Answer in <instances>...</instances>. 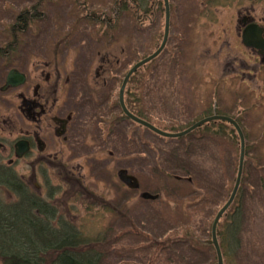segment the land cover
Returning a JSON list of instances; mask_svg holds the SVG:
<instances>
[{
  "label": "rangeland",
  "instance_id": "374dc122",
  "mask_svg": "<svg viewBox=\"0 0 264 264\" xmlns=\"http://www.w3.org/2000/svg\"><path fill=\"white\" fill-rule=\"evenodd\" d=\"M99 1L0 0V165L9 167L34 194L41 189L47 210L75 225L87 242L81 249L94 250L97 264H215L214 249L201 242L210 240L216 212L236 178L240 146L237 129L226 121L231 120L243 133L244 162L238 196L224 211L219 230L227 231V219L236 210L228 230L237 229L233 264H264V89H259L264 75L259 73L252 85L241 82L243 73L255 66L235 30L244 16L264 17V0H167L165 50L128 79L125 101L159 129L179 131L207 115L221 117L232 129L210 123L177 139L122 122L117 106L126 72L162 45L163 1L155 0L146 14L153 25L146 22L139 32L123 18L113 37L103 26L81 20L85 11L109 13L110 1ZM53 3H60L59 8ZM23 10L44 15L43 22L24 34L12 30ZM10 37L20 39L15 50L8 49ZM5 48L10 52L1 55ZM205 58L218 60L216 69H209ZM46 65L64 69V79L78 83L70 95H56L70 108L72 145L65 152L75 168L79 165L76 170L33 168V159L12 157L28 147L22 137L32 129L17 112V97L25 87L8 89L9 71L31 74ZM232 66L241 77L236 79L237 70L229 71ZM98 68L117 77L102 92L96 90ZM75 107L80 109L76 117ZM102 115L107 139L99 129ZM44 128L36 129L37 135ZM121 170L134 177L137 188L118 180ZM66 174L79 181V188ZM0 193L15 201L5 189Z\"/></svg>",
  "mask_w": 264,
  "mask_h": 264
},
{
  "label": "trees",
  "instance_id": "16d2710c",
  "mask_svg": "<svg viewBox=\"0 0 264 264\" xmlns=\"http://www.w3.org/2000/svg\"><path fill=\"white\" fill-rule=\"evenodd\" d=\"M138 2L143 3L144 7L147 3L148 6L154 3L132 0L134 4L132 6L138 5ZM130 9L132 8L128 2L121 3L120 10ZM159 9L162 11L160 5ZM36 16L23 11L21 16L18 15L12 30L15 32L17 29V32L24 33ZM0 188L15 197V201H6L0 193V264L98 263L99 257L93 252L94 250L81 249L87 243L82 239L81 233L62 219L57 220L55 214L47 210L45 201L18 179L9 167L2 165H0ZM235 212L232 210L227 219L230 226L232 223L234 225ZM230 226L227 231L222 228L223 233L217 230L216 234L222 257L223 254L225 255V264H233L230 257L238 248L237 229L232 228V231H228Z\"/></svg>",
  "mask_w": 264,
  "mask_h": 264
},
{
  "label": "flooded vegetation",
  "instance_id": "af4514ba",
  "mask_svg": "<svg viewBox=\"0 0 264 264\" xmlns=\"http://www.w3.org/2000/svg\"><path fill=\"white\" fill-rule=\"evenodd\" d=\"M243 18L244 19L242 20H238L241 22V24L235 28L237 36H240L241 34H244V32L248 31L250 37L256 38L253 32H251L249 29H246L247 26L253 24V22L249 20L251 18L248 17V15L246 17L244 16ZM105 21L107 22L108 20L105 19ZM260 22L263 23L264 27V20H260ZM243 24L246 25L243 26ZM260 40L262 42L260 43L261 48L256 46L255 48H247L246 50L249 52V56L253 65L255 66V69H247L246 72L243 73L242 76L245 79L241 78L242 83L248 82L252 85L257 81L259 73L264 75V29H262L260 33ZM258 60H260L259 65L257 64ZM49 68L50 66L48 65L47 68L44 69H33L31 74L24 73L26 82H29V84L25 92L20 93L17 97V100L21 102V104L25 103V108L22 107L20 111L25 113L26 119L29 121L28 125L32 129L31 131L27 132L28 134L26 136L22 137L23 142L26 143L29 148V151L25 157L34 160L31 162L33 168L37 165H41L45 168H53V165H56V162H59L60 164L57 166L62 171L67 169L76 170L79 165L75 168V166L71 164L73 157L68 156L65 152V149L72 145L73 130H71L72 117L70 118L69 115L70 108L68 107V109H66L65 105L60 103L61 99L60 101H57L56 95L58 92H60L61 95L64 93L70 95L72 93L71 91L75 89L78 83L75 81L76 78H73L72 81L69 79H64V69H58L57 66L52 67L51 69ZM97 71V74L95 73L98 79L95 80V84L97 86L96 90L98 89L100 92H102L107 87V82H116L115 79L117 77H114V75L110 74L106 69L104 71L103 69L98 68ZM229 71L232 73L236 71V79L241 77V73L237 66H232ZM58 84L64 85L61 88H58L57 91H54V87H57ZM259 89H264V87ZM254 106L257 107V104ZM73 111V116L76 117L79 115L80 109H76L75 107L73 108ZM40 127H45V130L43 129V135H37L36 133V129H40ZM99 129L101 130L102 134L104 133V137H106V130H108L107 125L102 124ZM40 149H43V151H40ZM50 149H53L54 151L52 152ZM46 151L49 152L48 160H51L52 164H48L41 158H39L40 160H36V158L40 156L41 153ZM61 154L64 156L63 159L67 160L65 164L61 158ZM67 175L68 174H66V177ZM66 179L69 180L72 178L67 177ZM75 186L79 188V183H75Z\"/></svg>",
  "mask_w": 264,
  "mask_h": 264
},
{
  "label": "bare ground",
  "instance_id": "6f19581e",
  "mask_svg": "<svg viewBox=\"0 0 264 264\" xmlns=\"http://www.w3.org/2000/svg\"><path fill=\"white\" fill-rule=\"evenodd\" d=\"M78 1V3L80 4L83 0H77ZM108 1V0H107ZM107 1H105V2H107ZM110 1V4L111 5H113V6H111V9L109 10V13L108 12H105V13H103V12H96V14H93V16L100 22V23H97V24H99V25H103L108 31H110V32H113V33H117V31H118V29H119V26H122L121 25V23H120V20L121 19H123V18H128L129 20H131L132 21V24L134 25V27L136 26V28H137V31H139V30H141V28H143V26L145 25V23L142 21V19H143V17H146V14H148V12H149V10L151 9V3H153L155 0H153V1H151L150 2V6H148V3H147V1L149 2L150 0H143L144 1V3H147V5L144 7V5H143V3H139L138 2V5H135L134 7L132 6V5H134L133 3H132V0H109ZM140 1V0H139ZM142 1V0H141ZM84 2H90V3H95V2H97V3H101V1H99V0H84ZM122 2H128V4L131 6V8L132 9H130V10H127V11H122V10H120V7H121V3ZM56 6V9L57 8H59L58 6L60 5V3H59V5L58 4H56V3H53V4H50V6ZM148 6V7H147ZM158 6V9H159V5H157ZM124 9H126V8H124ZM77 10V9H76ZM164 10V9H163ZM24 12H25V10H23ZM23 11L21 12V13H23ZM118 13H117V12ZM161 11V10H160ZM121 12V13H120ZM21 13H18V15H20L21 16ZM43 14H44V12H42ZM100 13V14H99ZM134 14L136 15V21H135V17H134ZM18 15L14 18L15 19V21H17L18 20ZM44 15H42L41 14V12L38 14L37 13V20L38 21H41V22H43V17ZM45 16H47V15H45ZM99 18H98V17ZM111 17V18H110ZM81 18V17H80ZM105 19H107L108 21V23L105 21ZM81 20H83V18H81ZM251 22H253V24H250L249 26H247V28L246 29H249L251 32H253L254 33V35H256L255 37L256 38H253V37H245L244 36V34L246 33V32H244V34H241L240 36H237V38H238V44L240 45H242V47H245L246 49L247 48H255L256 46L258 47V48H261V44L260 43H262L261 42V40H260V33H261V31H262V29H264V27H263V23H261L260 22V20L262 21V20H264V17H261V18H258V19H254L253 17L251 18V19H249ZM140 22V23H139ZM35 24H37V23H31V24H29L28 25V27H32V26H34ZM238 24H240V22L238 23ZM246 24H243V26H245ZM141 27V28H140ZM235 27H237V24H235ZM259 31V32H258ZM140 32V31H139ZM24 33H26V32H24ZM23 33V34H24ZM97 33H103V32H101V31H97ZM141 35L143 36L144 35V33L142 32L141 33ZM259 37V38H258ZM14 40H16V43H15V41ZM17 44H19L20 45V39L18 38H12V37H10L9 38V45L10 46H8V47H10V48H8V49H13V50H15V49H17V47H18V45ZM4 51H6V48L4 49ZM6 52H10V51H6ZM210 53H211V56H212V50L210 51ZM6 54V53H5ZM216 58V57H215ZM197 61V60H196ZM199 61H197V65L198 64H200V63H198ZM259 62H260V60H258V62H257V64L259 65ZM204 63L207 65V66H209L208 68L209 69H212V66H215V63H218V60H215V61H212V59H207V58H205L204 59ZM138 64V63H137ZM136 65V64H135ZM135 65H133V67L135 66ZM175 65L177 66V62H175ZM215 69H216V66L214 67ZM34 69H44V68H42V67H35ZM10 72V74L12 73L13 74V76L11 75V77H12V81H13V85L14 86H10V84H7V87H8V89H15V90H19L20 88H24V90H26L27 89V86H28V84H29V82H26V78H25V74L24 73H22V72H20L19 70H17V69H12L11 71H9ZM15 76V77H14ZM122 85H123V79L121 80V84H120V86H119V90H118V97H117V106H118V108H119V110H120V112H121V117H120V119L122 120V122L123 121H130L131 123H133V124H135L136 125V127H138L139 129H147V128H145L144 126H142V125H140V124H138L137 122H135V121H133L130 117H128L124 112H123V110H122V106H121V104L123 105V107H124V109L126 110V112L129 114V115H131L132 117H134V118H136V119H139V120H141V121H143V122H145V123H147V124H149L151 127H153L154 129H156V130H158V131H160V132H162V133H165V134H181V133H185V132H187V131H189L195 124H198L199 122H197V123H194V124H190V125H188L187 127H184V128H182L181 130H179V131H175V130H165V129H159L158 127H156V126H154V125H152L148 120H146V118H145V116H143L140 112H136V111H134V109H133V103H131V102H126L125 101V99H124V94H125V90H126V85L127 84H125V86H124V89L122 90ZM54 91H57V87L55 86L54 87ZM121 91H122V102H121V99H120V93H121ZM0 92H2V89H0ZM20 103V106H18L17 107V112L18 113H20V114H22V115H25V113L24 112H21L20 111V109L23 107V108H25V103H22L21 104V102H19ZM204 119H206V118H204ZM204 119H201L200 121H203ZM103 122H104V116L102 115V117H100V126L103 124ZM211 123V124H210ZM207 124H210V125H215V126H217V125H221V126H229L230 127V129H231V125L230 124H228V123H226V122H223V121H221V120H219V119H217V120H213L212 122L210 121V122H207V123H204V124H200L199 126H197L196 128H194V129H192V130H190L189 132H187L185 135H184V137L185 138H188V136H190V135H192L194 132H197V131H199L200 129H202L204 126H207ZM99 126V127H100ZM95 127H97V126H95ZM44 130H45V128H44ZM147 130H149V129H147ZM232 130V129H231ZM150 131V130H149ZM153 133V132H152ZM155 134V133H154ZM155 135H157V134H155ZM241 135H243V133H241ZM157 136H159V137H162V138H166V137H163V136H160V135H157ZM237 136H238V138H239V135H238V133H237ZM108 137H110V135L108 136ZM180 138V137H179ZM104 139H107L106 137H104ZM169 139H177V138H169ZM240 146V150H239V156H238V163H239V161H240V152H241V145H239ZM28 151H29V149H28ZM40 151H43V149L41 150L40 149ZM50 151H54L53 149H50ZM40 157H41V159H43V160H45L48 164H52V161L51 160H48V157H49V152L48 151H46V152H44V153H41L40 154ZM92 158V157H91ZM17 161V160H16ZM15 163V162H14ZM13 163V164H14ZM57 164L55 165H53V168L54 169H59L58 168V164H60L59 162H56ZM12 164V165H13ZM62 166V165H61ZM49 168H51V167H49ZM238 169H239V166L237 167V173H238ZM121 171H124V170H121ZM241 171H243V168H241ZM126 172V171H125ZM237 173H236V175H237ZM127 174V173H126ZM118 180L120 181V179H119V177H118ZM241 180H242V174H241V179H240V183H239V187H238V189L236 190V193H235V197H234V199H233V201H232V203H231V205L234 203V201H235V199H236V197L238 196V190H239V188H240V185H241ZM69 182H71L72 184H75V183H79V181L76 179V180H74V179H69L68 180ZM235 182H236V178H235V180H234V184H233V187H232V190H231V193H230V195H229V197L231 196V194H232V192H233V189H234V186H235ZM46 189H47V187H46ZM46 189H45V191H43V192H45V195H46ZM42 195H43V193L41 192V189H38V194H37V196L40 198V199H42V200H44V198L45 197H42ZM229 199V198H228ZM228 201V200H227ZM227 201H225L224 202V205H225V203L227 202ZM223 205V206H224ZM230 205V206H231ZM223 206H221L220 208H219V210L216 212V214H219L220 212V210L223 208ZM224 213L220 216V218H223L224 217ZM215 220V219H214ZM214 220H213V222H214ZM219 220H218V222H217V224H216V229L215 230H219ZM69 225L71 226V227H74L75 229H76V227H75V225L72 223V222H70L69 223ZM76 230H78V229H76ZM216 234H217V231H216ZM216 238H217V235H216ZM221 255H222V253H221ZM223 258V257H222ZM216 263L215 264H217V258H216ZM222 264H223V260H222Z\"/></svg>",
  "mask_w": 264,
  "mask_h": 264
},
{
  "label": "water",
  "instance_id": "95a60500",
  "mask_svg": "<svg viewBox=\"0 0 264 264\" xmlns=\"http://www.w3.org/2000/svg\"><path fill=\"white\" fill-rule=\"evenodd\" d=\"M164 1V6H165V28H166V31L164 33V36H163V41H162V45L160 46V48L153 54L151 55L150 57H148L147 59L139 62L138 64H136L128 73L127 75L125 76V78L123 79V85H122V90L124 89V86L125 84L127 83L128 79L130 78V76L139 68L141 67L142 65H144L145 63L151 61L152 59H154L158 54L159 52H161V50L163 49L165 43H166V40H167V36H168V33H167V29H168V17H169V11H168V1L167 0H163ZM244 36L246 37V35L244 34ZM11 75L13 76V74L11 73L10 75H8V80H7V84H10V86H14L13 85V82H12V77ZM15 77V76H14ZM120 99H121V102H122V91L120 93ZM122 106V110L123 112L128 116L130 117L133 121L137 122L138 124L144 126L145 128L149 129L151 132L157 134V135H160V136H163V137H166V138H179V137H183L187 132H189L190 130L196 128L197 126H199L200 124H204L206 122H210V121H213V120H223V119H220L221 117H213V118H207V119H204L203 121H200L198 124H195L189 131L185 132V133H181V134H165V133H162L156 129H154L153 127H151L149 124L139 120V119H136L134 117H132L131 115H129L126 110L124 109L123 105L121 104ZM230 123L233 124V126L235 127V129H237V133L239 135V139H240V145H241V152H240V161H239V169H238V173L236 175V182H235V186H234V189H233V192L231 194V196L229 197L228 201L225 203V205L223 206V208L219 211L220 213L216 215L215 217V220L212 224V227H211V238L210 240L208 241H203L201 242L202 244L204 245H207V246H212L214 248V251H215V255H216V258H217V264H222V255H221V252H220V249H219V246H218V243H217V239H216V224L218 222V220H220V216L224 213V211L226 209L229 208V206L231 205L234 197H235V193H236V190L238 189L239 187V183H240V179H241V174H242V171H241V168H242V162H243V158H244V138H243V135H241V132L238 128V126L231 120H226ZM23 152V151H22ZM19 154V153H18ZM118 177L120 179L121 182L125 183L127 186H129V188L131 189H135L137 188L138 184H137V181L133 178V177H130L128 175H126V172L125 171H120L118 173ZM143 198H149L148 196L146 195H143Z\"/></svg>",
  "mask_w": 264,
  "mask_h": 264
}]
</instances>
